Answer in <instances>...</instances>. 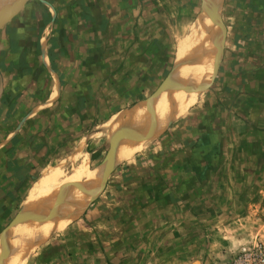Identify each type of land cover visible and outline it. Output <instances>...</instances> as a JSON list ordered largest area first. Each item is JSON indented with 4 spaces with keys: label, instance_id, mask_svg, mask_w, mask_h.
<instances>
[{
    "label": "rangeland",
    "instance_id": "374dc122",
    "mask_svg": "<svg viewBox=\"0 0 264 264\" xmlns=\"http://www.w3.org/2000/svg\"><path fill=\"white\" fill-rule=\"evenodd\" d=\"M163 1L153 7L155 41L147 65H132L130 75L104 87L96 96L98 102L91 103L95 96L90 101L79 100L85 94L77 88L73 96L78 103L60 101L43 110L39 119L25 120L24 126L30 131L23 133L17 142L32 145L33 154L39 156L33 164L25 166L28 178L2 182L8 195L0 204V239L14 232L17 223L9 228L7 225L16 215L22 214L27 221L39 217L24 214L20 206L40 170L63 165L65 172H72L73 155L78 153L81 157L84 154L90 173L100 167L103 170L112 139L123 133L116 139L115 162L106 181L101 180L93 189L86 188L90 193L88 196L84 193L76 216L66 218L63 226L29 250L22 264H47V256L65 252V246L59 242L54 245V241L66 236L71 240L80 237V230L84 231L81 228L86 229V224L92 228L90 222L100 220L98 215L112 223L121 215L123 219L129 218L131 210L141 213L159 206L170 210L167 216L170 223L179 217L184 222V228L178 231L180 242H165V253L172 248L183 253L197 250L203 257L212 256L219 264H264V3L260 7L252 5L254 12L260 13L253 21L240 13L244 0L240 3L220 0L215 13V19L224 27L219 60L213 61L206 82L195 85L191 80L174 79L177 77L172 68L184 66L175 63L177 41L201 12L203 0H172L177 4L170 1L162 5ZM9 2L6 6L0 0V12H4ZM184 77L187 79V75ZM183 81L188 83L187 87ZM179 88L199 92L197 101L145 147L129 154L127 148L121 150L132 133L125 126L129 114L140 106L159 102ZM82 91L91 96L89 87L83 86ZM108 118L116 121V128L106 138L97 131ZM48 145L56 148L45 150ZM37 147L39 150H35ZM93 149L96 154L91 162L86 151ZM77 189L82 193L85 190L80 184ZM125 207L129 210L121 214ZM139 217H142L139 222L148 221L150 215ZM1 252L5 254V248ZM39 255H43L41 259L32 262Z\"/></svg>",
    "mask_w": 264,
    "mask_h": 264
},
{
    "label": "crops",
    "instance_id": "0c3cea01",
    "mask_svg": "<svg viewBox=\"0 0 264 264\" xmlns=\"http://www.w3.org/2000/svg\"><path fill=\"white\" fill-rule=\"evenodd\" d=\"M158 1L25 0L0 26V204L8 195L2 182L24 180L30 175L25 166L33 164L39 156L33 154L32 145L17 142L23 133L30 131L24 126L25 120L39 119L43 110L60 101L78 103L73 96L77 88L85 94L79 100L90 101L95 96L91 103L98 102L96 96L104 87L130 75L132 65H147L155 41L153 7ZM164 1L162 5L172 2ZM246 1L236 0L243 2L240 13L254 21L260 13L254 12L252 5L260 7L264 0ZM83 86L91 89V96L87 95L89 89L82 91ZM55 146L48 145L45 150ZM86 152L91 162L95 160L96 149ZM127 210L128 207L121 209V214ZM169 212L167 206L141 213L131 210L126 219L113 215L117 218L112 223L98 215L100 220L90 222L92 228L87 224L86 229L81 228L92 234L85 236L80 230V237L74 240L66 236L54 241V245L63 244L65 252L50 254L44 257L45 261L47 264H219L212 256L203 257L197 250L183 253L172 248L165 253V242L179 243L178 231L184 228L181 217L168 221ZM141 214H149L148 221L139 222ZM83 216L88 219L87 214Z\"/></svg>",
    "mask_w": 264,
    "mask_h": 264
},
{
    "label": "bare ground",
    "instance_id": "6f19581e",
    "mask_svg": "<svg viewBox=\"0 0 264 264\" xmlns=\"http://www.w3.org/2000/svg\"><path fill=\"white\" fill-rule=\"evenodd\" d=\"M3 1L7 6L8 0ZM9 1V6L4 12L1 10L0 15L10 11L18 0ZM219 4L220 0H203L201 12L196 15L178 39L176 62H174L177 64L181 63L184 66L176 65L172 68L174 69V77H177L174 79H185L186 81L189 80V82L191 80L197 85L203 81L204 84L206 78L211 74V70H213V61L217 63L219 60L224 36L223 25L219 23V19H215L214 17V15H217L215 13ZM185 60L189 62L186 61V63L184 62ZM183 62L186 63V65ZM184 75H187V79ZM188 77L190 79H188ZM183 82L185 85L188 84V81L186 83L185 81ZM183 84L181 83V86ZM193 87L196 86H192V88ZM179 89H175L174 93L170 95L167 93L168 96L166 97V94H162L161 97L165 98H162V100L157 103L154 102L153 104L140 106L138 109L135 108L136 111L130 114L128 113L130 117L125 126H128L127 131L129 134L131 133L130 130L132 133L130 134L131 137L129 141H126L127 143L124 144L125 146H121V150L127 148V151H124L129 154L133 150L145 147L169 122L180 117L189 105L197 101L199 92L194 90L196 88L193 89L194 91ZM137 106H139V104ZM115 122L116 121L113 119H110L105 124L101 123L102 125H100L101 127L98 129L97 133L106 138L110 137L116 128ZM118 126H120V124ZM122 133H119V135H122ZM147 133H150V136L143 139ZM119 137L120 136L117 138ZM136 137L139 139L142 137V139L138 140ZM79 155V153L78 155H73L72 164H75V166L72 172H65L63 165L58 167H47L34 181L22 201L21 212L26 215L32 213L34 216L39 215V217L31 221L25 219L22 220V222H18L17 227L12 229L14 232L7 233L0 239V254H2L1 251L4 248L6 250V253L4 252L5 254L2 256L0 255V264H22L29 250L33 249V247L45 240L51 233L63 226L62 224L66 218L71 219L76 216L80 208V200L87 195H84L81 189L80 191L77 189L79 184L83 185L85 189L97 185L101 181V171H103L102 167H97L98 169L96 168L97 170L94 174L90 173L91 170L88 168L84 154V157ZM115 155L116 153H114V156ZM76 185H78L77 188ZM72 195L74 196L69 200V197ZM57 198H59L60 203L55 206ZM49 215L52 216L49 218Z\"/></svg>",
    "mask_w": 264,
    "mask_h": 264
},
{
    "label": "water",
    "instance_id": "95a60500",
    "mask_svg": "<svg viewBox=\"0 0 264 264\" xmlns=\"http://www.w3.org/2000/svg\"><path fill=\"white\" fill-rule=\"evenodd\" d=\"M25 0H18L17 3H15V5L12 7V9L10 11H8L7 13L3 14V15H0V26L3 25L19 8L20 6L22 5V3L24 2ZM215 17V15H214ZM121 137V135H120ZM116 139L117 137H114L110 143V149L106 155V164H105V167L103 169V172L101 173V180L104 182L106 181V178L107 176L109 175V172L111 171L112 169V166H113V161H114V149H115V144H116ZM83 193L87 194V193H90V191L88 189H85L83 191ZM57 205V203L55 204V206ZM54 206V207H55ZM52 215H49V218L51 217ZM23 219H25L23 216L21 215H16L15 218L9 223V226L8 227H11L13 226L14 224L22 221Z\"/></svg>",
    "mask_w": 264,
    "mask_h": 264
}]
</instances>
